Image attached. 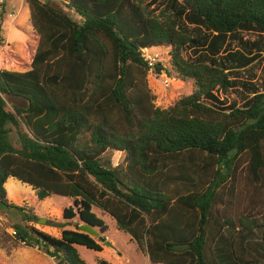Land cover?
Masks as SVG:
<instances>
[{"label":"trees","instance_id":"1","mask_svg":"<svg viewBox=\"0 0 264 264\" xmlns=\"http://www.w3.org/2000/svg\"><path fill=\"white\" fill-rule=\"evenodd\" d=\"M147 1L59 0L74 20L24 0L37 43L27 71L0 70V207L25 224L39 219L6 202L9 178L39 201L71 200L62 218H76L75 229L59 238L14 225L20 243L57 264H85L76 245L101 251L107 217L151 264H264V93L242 108L221 106L214 92L236 80L224 66L185 59L198 41L180 28L182 11L153 13ZM181 4L216 37L248 26L264 33V0ZM162 46L169 67L157 62L152 72L192 86L166 109L154 105L142 57ZM113 153L121 154L116 166ZM81 223L101 238L78 232Z\"/></svg>","mask_w":264,"mask_h":264},{"label":"rangeland","instance_id":"2","mask_svg":"<svg viewBox=\"0 0 264 264\" xmlns=\"http://www.w3.org/2000/svg\"><path fill=\"white\" fill-rule=\"evenodd\" d=\"M42 1L55 5L72 19L78 20V17L65 8L59 0ZM147 2L153 13L164 10L167 13L175 14L182 11L179 19L180 28L187 31L195 41H198L195 45L187 46L184 49L185 59L224 66L229 71L230 77L236 80L235 87L229 89L225 94L220 91L214 92L217 98L223 101L221 106L226 108L231 105L230 107L242 108L254 92L264 93V33L258 31L255 26H253L254 28L248 26L242 27L234 35L216 37L197 20L189 21L186 18L187 13L181 4L182 0H148ZM7 4L15 12V17L13 20L7 21L4 26L2 38L6 44L0 51V70L24 72L30 68L37 37L30 26L28 8L24 0H7ZM145 50L146 55L155 56L157 62L161 63L163 67H169L168 47H152ZM229 54H235L236 60L228 58ZM247 59H252L248 66L237 65ZM166 79L163 72L161 75H156L150 70L147 75L148 88L155 96L154 105L161 109L172 106L181 96L188 95L192 91L191 83L182 82L178 78L171 80L169 77L168 81ZM165 81H167V85H165ZM13 102L18 106L24 105L22 101ZM205 103L210 104L208 101ZM9 139L13 143L17 140L13 129L9 133ZM120 157V153H113L111 164L116 166ZM7 183L5 186L6 202L23 206L25 211L28 207H32L40 222L38 219L33 223L25 224L17 211L0 207V264H57V260L43 250L37 247H27L20 243L14 236V225L30 227L51 237L59 238L61 230L75 229L76 218L67 222L62 218L63 210L72 205L71 200L52 195L39 201L35 192L28 185L13 178H9ZM94 212L98 214L96 210ZM103 221L108 230L102 234V237L107 238L111 242L108 244L112 245V247H107L104 242H100L102 247L104 246L102 254L104 258L113 256L115 259L118 257L122 264H148L144 253H140L135 245L129 242L128 236L118 230L110 218H103ZM74 248L85 264H93L96 252L84 246L76 245ZM149 264L151 263L149 262Z\"/></svg>","mask_w":264,"mask_h":264},{"label":"built area","instance_id":"3","mask_svg":"<svg viewBox=\"0 0 264 264\" xmlns=\"http://www.w3.org/2000/svg\"><path fill=\"white\" fill-rule=\"evenodd\" d=\"M15 17V12L9 5L7 4V0H0V51L5 46V40L2 38V34L4 31V26L7 21L13 20ZM146 50H142V57L145 61L147 67L152 70L154 65L157 63L155 56H149L145 54ZM149 70V71H150ZM168 79V78H167ZM166 79V80H167ZM173 78H171L172 80ZM168 81V80H167ZM167 81H165V85H167Z\"/></svg>","mask_w":264,"mask_h":264},{"label":"crops","instance_id":"4","mask_svg":"<svg viewBox=\"0 0 264 264\" xmlns=\"http://www.w3.org/2000/svg\"><path fill=\"white\" fill-rule=\"evenodd\" d=\"M6 184H8L7 183V181L5 182V184H4V188H6L5 186H6ZM108 243H111L107 238H104V244H105V246H109V247H112V245L111 244H108ZM93 251V250H92ZM94 252H96V258H95V260L93 261V264H96L97 263V261H99V260H105V261H107V262H109L110 264H122L121 262H120V260H119V258L118 257H116L115 259H114V257L113 256H109V258H104L103 256H102V254H103V252H104V246L102 247V250L101 251H94ZM141 253V252H140ZM113 255H114V253H112ZM143 254V253H142ZM144 256L146 257V262H148V264H149V260H148V258H147V256L144 254ZM146 264V263H145Z\"/></svg>","mask_w":264,"mask_h":264},{"label":"water","instance_id":"5","mask_svg":"<svg viewBox=\"0 0 264 264\" xmlns=\"http://www.w3.org/2000/svg\"><path fill=\"white\" fill-rule=\"evenodd\" d=\"M38 222H40V219L38 220ZM77 231L80 232V233L87 234L90 237L95 238V239H100L101 238L99 233L97 232V230H95L90 225H87V224H84V223H81L80 225L77 226Z\"/></svg>","mask_w":264,"mask_h":264}]
</instances>
